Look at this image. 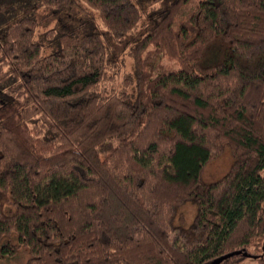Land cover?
<instances>
[{
    "label": "trees",
    "instance_id": "trees-1",
    "mask_svg": "<svg viewBox=\"0 0 264 264\" xmlns=\"http://www.w3.org/2000/svg\"><path fill=\"white\" fill-rule=\"evenodd\" d=\"M233 251L264 264V0H0V264Z\"/></svg>",
    "mask_w": 264,
    "mask_h": 264
},
{
    "label": "rangeland",
    "instance_id": "rangeland-1",
    "mask_svg": "<svg viewBox=\"0 0 264 264\" xmlns=\"http://www.w3.org/2000/svg\"><path fill=\"white\" fill-rule=\"evenodd\" d=\"M127 65L128 67L130 66V60L127 58ZM226 168V159L220 158L215 160L214 162L210 163L205 171V177L207 179L209 178H215L217 176H219L220 174H222L224 172ZM186 213H187V217L188 219H191L194 213V209L192 206H187L186 207ZM25 249H23L21 251L20 256H18L16 259L17 260H22L24 259V251ZM251 252H253L252 249H250ZM240 264H257V261L254 257H246L244 260H242V262Z\"/></svg>",
    "mask_w": 264,
    "mask_h": 264
},
{
    "label": "water",
    "instance_id": "water-1",
    "mask_svg": "<svg viewBox=\"0 0 264 264\" xmlns=\"http://www.w3.org/2000/svg\"><path fill=\"white\" fill-rule=\"evenodd\" d=\"M235 252H238V251L224 253V254L218 256L217 258H215L211 264H219L224 258L228 257L229 255H231Z\"/></svg>",
    "mask_w": 264,
    "mask_h": 264
}]
</instances>
